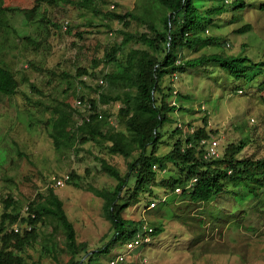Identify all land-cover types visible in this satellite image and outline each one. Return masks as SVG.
Instances as JSON below:
<instances>
[{
  "label": "rangeland",
  "instance_id": "374dc122",
  "mask_svg": "<svg viewBox=\"0 0 264 264\" xmlns=\"http://www.w3.org/2000/svg\"><path fill=\"white\" fill-rule=\"evenodd\" d=\"M2 2L3 8H18L11 17L10 14L3 18L7 26L0 29V62L15 71L19 88L14 96L0 94V215L3 211L2 197L13 195L17 209L22 211L29 201L37 198L38 193L46 194L48 186H52L74 226L77 243H86L88 254L82 252L74 258L66 247L60 227L53 234V242H44L51 227L45 229L40 226L41 229H37L38 241L27 247L22 256L28 264H67L72 259L79 261L78 264H86L90 253L101 249L113 236L110 223L103 214V200L89 191L90 187L110 191L117 187L118 181L102 169L100 159H105L124 176L134 158L111 154L108 152L109 143L93 141L82 145L80 150L58 152L44 122L55 107L67 102L73 105L70 95L80 79L78 69L95 74L100 70L117 71V66L106 68V50L114 44H121L123 53L118 56L122 60L132 49L145 48L137 40L141 33H149V29L144 20H127L128 24H124L118 18L93 15L90 11L76 10L63 4L40 6L34 20L29 22L25 19V12L33 7L35 0ZM100 2H104L100 6L104 13L112 11L122 15L133 11L138 15L141 7L150 5L151 0H97ZM212 2L217 4L215 0ZM242 2L235 0L238 7L232 10L233 14L214 17V22L221 26L209 27L204 33L206 38L221 36V40L211 45L206 44L209 42L206 40L205 44L191 49L184 47L182 57L192 59L203 53H223L243 55L256 63L264 62V8H259L264 0H246L250 7L241 6ZM233 15L239 19H233ZM67 20L70 32L62 29ZM247 24L252 26L251 31L235 33L236 29ZM157 28L159 33L165 32L162 26ZM26 37L41 43V46L35 49ZM124 37L127 43L123 45ZM214 75L221 77L218 84L204 72L195 70L164 78L163 87L171 83L176 91L188 95L185 105L189 102L193 105H186L188 110L185 112L177 111L172 115L175 122L164 126L158 156L172 149L174 140L169 136L178 122H191L197 129L204 126L202 119L207 116V130L215 132L212 139L217 142L219 152L222 153L230 143L238 144L244 140L246 145L242 156L264 157V105L262 92L258 90L264 74L254 78L251 84L245 80L243 84L235 83L231 77L229 82L221 69H216ZM84 77L90 85H82L81 89L86 103L89 104V100L98 102L97 85L105 86L106 83L99 82L101 77L82 75L81 79ZM120 105L119 102L101 105L102 110L111 115L107 124L109 128L124 130V125L117 119ZM167 170L162 173L165 177L175 176L178 172L170 165ZM71 172L78 178L66 182L63 187L57 186V179ZM135 186V182L129 183L122 193L124 200L129 202L133 199L130 195L134 193ZM152 189L153 195L140 189L139 202L131 204L124 217L131 225L140 220L145 221V227L161 224L164 231L131 252L120 240L109 252H103L96 264H107L121 254L126 258L119 264H264V202L260 205L248 201L243 207L232 209L234 200L221 199L223 202L218 201V204L222 207L225 222L219 224L208 219L204 226L197 220L200 211H213L217 203L202 208L180 198L179 192L170 196L172 193L160 186ZM156 195L165 201L159 203ZM151 201L156 202L155 206H150ZM232 212L234 214L230 215ZM44 243L52 248L55 259L46 253Z\"/></svg>",
  "mask_w": 264,
  "mask_h": 264
},
{
  "label": "trees",
  "instance_id": "16d2710c",
  "mask_svg": "<svg viewBox=\"0 0 264 264\" xmlns=\"http://www.w3.org/2000/svg\"><path fill=\"white\" fill-rule=\"evenodd\" d=\"M215 1L217 4H213L212 0H151V2L149 0L150 5L144 4L140 14L136 15L130 11L121 15L112 11L104 13L100 8L104 2L97 3V0H35L33 7L25 12V19L30 22L34 20L40 6L63 4L76 10L90 11L93 15L104 14L107 17L118 18L124 24H128L127 20H144L149 29V33H141L137 40L145 48L132 49L125 53L122 60H119L118 56L119 53H123L121 44H114L106 50V68L109 65L117 66V71L100 70L95 74L89 73L86 69H78L77 76L80 79L75 83L70 95L73 98V105L67 102L55 107L51 116L44 122L48 136L58 152L65 149L80 150L82 145L93 141L109 143L108 152L111 154L134 158L129 162V172L124 176L105 159H100L102 169L118 181L117 187L114 191L90 187L89 191L103 200V214L110 223L113 236L101 249L90 253L86 264H96L99 256L103 252H109L120 240L126 243L137 233L148 232L143 230L144 220L131 225L124 217L125 210L131 204L139 202L137 196L140 189H145L153 195L152 187L160 186L170 191L172 196L178 195L175 192L179 188L180 198L199 207L208 208L217 203L218 207L215 205L213 211L209 209L200 211L197 220L204 226L208 219L219 224L225 222L221 214L222 207L218 204V201L223 202L221 199L234 200L232 209L236 206L241 208L248 201L260 205L264 202V157L255 159L242 156L241 152L246 145L244 140L238 144L230 143L222 153L217 147V155L207 157V146L200 145V141H208L215 133L207 130V116L202 119L204 126L197 129L193 128L191 122L187 124L178 122L169 136L174 140L172 149L165 155H157L164 126L175 122L172 115L177 111L185 112L188 110L185 109L186 105H193L192 102L185 105L188 95L176 91L171 83L170 86L163 87L165 77L195 70L204 72L218 84L221 77L214 75V72L221 69L229 82L231 77L235 83L243 84L245 80L251 84L264 74V62H252L243 55L203 53L192 59L182 57L184 47L191 49L205 44L206 40L209 41L206 44L211 45L222 39L221 36L206 38L204 33L209 27L221 26L214 22V17L230 14L238 5L235 4V0ZM241 6L250 7L246 0H243ZM259 8H264V3H261ZM17 10L18 8H3V2L0 0V29L7 26L4 16L11 14L9 16L11 17ZM233 19L239 18L233 15ZM69 25L68 20L64 21L62 29L66 26L70 32ZM52 26L58 27L55 24ZM158 26H162L165 32L159 33ZM251 29L252 26L247 24L236 29L235 33L245 34ZM25 39L34 45L35 49L41 46V43L29 37ZM126 43L124 37L123 45ZM82 75L101 77L102 83H106L105 86L99 84L97 85L99 87L96 86L99 100L87 101L90 105L87 109L75 106L76 99L86 103L81 89L82 85L90 86L81 79ZM18 88L19 82L15 71L0 62V94L14 96L18 93ZM100 88L102 92L99 91ZM32 90L35 91L36 88L32 86ZM258 90L262 92L264 105V80ZM238 91L242 92L241 89ZM118 102L121 105L117 119L124 125V130L109 128L107 124L111 115L101 108L102 104ZM206 113L207 111L204 114ZM168 165L172 166L174 171H178L175 176L162 175L168 171ZM67 175L70 178L69 182L78 178L74 172ZM131 181L135 182L136 186L134 193L130 195L133 199L128 202L123 199L122 193L127 190ZM53 189L52 186H48L46 194L38 193L37 198L28 202L29 212L35 215L33 219L30 214L22 215V211L16 207L13 195L8 194L6 198H1L3 211L0 215V264H28L22 254L27 247L38 241L37 229L40 230V226L45 229L51 227L43 239L44 242L45 240L53 242V234L60 227L64 232L66 247L74 258L82 252L88 254L86 243H77L76 232L63 209V201ZM156 196L155 198L159 199V196ZM232 214L234 213H230ZM17 222H27L33 228L31 231L15 233L12 227ZM148 227L151 228L149 233L151 237L158 236L164 231L161 224L155 227L150 224ZM43 248L47 254H52V259H55L52 248L45 243ZM78 263L79 261L72 259L67 264Z\"/></svg>",
  "mask_w": 264,
  "mask_h": 264
},
{
  "label": "built area",
  "instance_id": "2783aa9c",
  "mask_svg": "<svg viewBox=\"0 0 264 264\" xmlns=\"http://www.w3.org/2000/svg\"><path fill=\"white\" fill-rule=\"evenodd\" d=\"M63 30L66 31L67 28L66 26L63 27ZM83 81H86V77L82 78ZM100 83H102V81H99ZM75 106L76 107H84V109L90 108V105L87 103H84L81 99H76L75 101ZM206 145L207 146V153L206 156H215L217 155V142L215 140H213L212 138L209 139L208 141L205 140H201L200 141V145ZM205 156V157H206ZM156 168V165H154V169ZM69 176L66 174L65 176H63L61 179H57L56 184H58L57 186L60 185V187H63L66 182L69 180ZM194 182V180H193ZM180 189H176V192H179ZM7 196H5L6 198ZM164 198H160L158 201H164ZM155 201H151L150 202V206H155ZM31 216V218H35V215L33 213L29 212V208L27 205H25V207H23L22 209V215L26 216L29 215ZM146 225H144L143 230L147 231L146 234H141V233H137L132 240H129L128 242H126V248L128 250V252H131L134 248L139 247V246H143L145 244H147V242H149L151 240V236L149 235V233L151 232V228L150 227H145ZM13 231L15 233H22L23 231H31L33 226L31 224H28L27 222L25 223H21V222H17L16 224L13 225ZM126 258V255L121 254L119 255L117 258L115 259H111L107 264H119L121 262H124Z\"/></svg>",
  "mask_w": 264,
  "mask_h": 264
},
{
  "label": "clouds",
  "instance_id": "9594fccd",
  "mask_svg": "<svg viewBox=\"0 0 264 264\" xmlns=\"http://www.w3.org/2000/svg\"><path fill=\"white\" fill-rule=\"evenodd\" d=\"M241 93V91H239Z\"/></svg>",
  "mask_w": 264,
  "mask_h": 264
}]
</instances>
